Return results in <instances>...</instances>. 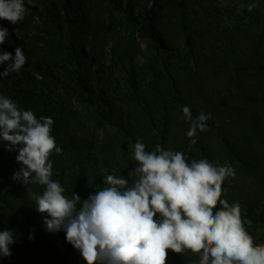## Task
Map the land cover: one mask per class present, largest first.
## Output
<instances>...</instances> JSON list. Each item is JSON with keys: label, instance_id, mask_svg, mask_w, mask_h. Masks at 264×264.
Returning a JSON list of instances; mask_svg holds the SVG:
<instances>
[{"label": "trees", "instance_id": "trees-1", "mask_svg": "<svg viewBox=\"0 0 264 264\" xmlns=\"http://www.w3.org/2000/svg\"><path fill=\"white\" fill-rule=\"evenodd\" d=\"M26 1L17 24L0 20L9 32L0 49L26 56L20 71L0 77V95L54 121L62 152L50 157L51 179L63 194L79 195V209L108 175L131 184L138 139L146 151L160 145L189 163L221 159L235 172L222 199L241 205L254 243L264 244V0ZM251 2L258 6L249 12ZM185 106L193 118L211 117L195 144ZM8 147L0 141V230L15 242L0 264H86L63 230H46L28 193L43 186L12 179L21 165ZM53 238L63 251L53 252ZM194 262L198 254L169 251L166 264Z\"/></svg>", "mask_w": 264, "mask_h": 264}, {"label": "clouds", "instance_id": "clouds-1", "mask_svg": "<svg viewBox=\"0 0 264 264\" xmlns=\"http://www.w3.org/2000/svg\"><path fill=\"white\" fill-rule=\"evenodd\" d=\"M257 6L248 3L247 11ZM26 10L25 0H0V20L17 24ZM8 34L0 26V45ZM5 63L0 77L20 71L26 64L23 48H15V57L0 49V65ZM182 112L190 122L187 136L195 144L197 131H207L210 114L201 112L193 118L187 106ZM53 124L50 117L38 119L33 111L0 95V141L9 145V152L18 151L21 165L12 179L43 186L42 194L30 189L28 193L35 210L45 216L46 230H63L86 264H166L169 251L198 254V264H264V244L254 243L245 227L251 221L242 218L241 205L222 199V185L235 175L230 166L206 159L189 163L183 152L160 145L149 152L138 139L132 146L136 167L128 173L131 184L108 175L107 186L78 209L80 196L67 198L61 184L51 179L50 157L62 152L52 136ZM14 242L12 231H0V256H10Z\"/></svg>", "mask_w": 264, "mask_h": 264}, {"label": "rangeland", "instance_id": "rangeland-1", "mask_svg": "<svg viewBox=\"0 0 264 264\" xmlns=\"http://www.w3.org/2000/svg\"><path fill=\"white\" fill-rule=\"evenodd\" d=\"M25 5L28 6L29 5V1H26L25 0ZM138 65H143L144 64V59L141 57V58H138ZM215 164L217 165H226L224 163V161H222L221 159L219 160V162H214ZM1 231V230H0ZM52 235H55L54 232H50ZM55 237V236H53ZM53 242L55 243V249L53 250V252H60V251H63V244H62V241L60 239H56V238H53ZM12 264H30V263H26V262H14Z\"/></svg>", "mask_w": 264, "mask_h": 264}]
</instances>
